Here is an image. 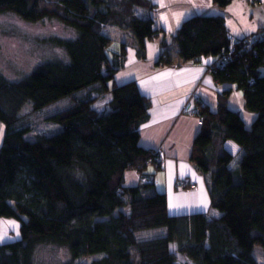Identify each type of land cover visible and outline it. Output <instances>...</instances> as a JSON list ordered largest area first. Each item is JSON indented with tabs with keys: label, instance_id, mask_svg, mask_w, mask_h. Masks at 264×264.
<instances>
[{
	"label": "trees",
	"instance_id": "trees-1",
	"mask_svg": "<svg viewBox=\"0 0 264 264\" xmlns=\"http://www.w3.org/2000/svg\"><path fill=\"white\" fill-rule=\"evenodd\" d=\"M230 1L214 0L220 6ZM136 6L153 5L150 0H0V14L14 13L27 22L57 20L70 32L54 36L60 52L22 80L0 75V221H19L21 234L0 243V264H35L40 246L64 250L63 264L91 255L96 256L91 262L78 264H259L254 249L260 245L264 253V30L237 39L230 51L224 17L198 14L174 36L184 61L215 56V78L235 83L257 118L247 127L228 107L227 93L217 112L199 101L203 126L192 160L202 172L211 212L171 215L167 194L145 173L149 163L161 168L162 162L160 151L140 145L150 100L136 81H115L122 63L110 57L113 40L104 31L115 25L130 32L143 55L146 41L161 31L152 18L138 16ZM125 51L123 43L118 56ZM170 62L165 50L158 63ZM106 94L111 100L98 111L94 104ZM67 98L71 104L48 118L59 128L30 137L31 123L19 116L22 108L29 102L39 111ZM220 138L233 140L238 149H218ZM131 168L141 174L138 185L125 182Z\"/></svg>",
	"mask_w": 264,
	"mask_h": 264
},
{
	"label": "crops",
	"instance_id": "crops-1",
	"mask_svg": "<svg viewBox=\"0 0 264 264\" xmlns=\"http://www.w3.org/2000/svg\"><path fill=\"white\" fill-rule=\"evenodd\" d=\"M150 1L152 7L136 6L135 12L140 17L152 18L155 28L161 32L146 41L143 55L130 32L115 25L104 26L105 33L113 40L110 57L116 56L122 63L115 81L118 84L136 81L141 93L150 100L148 118L140 125V145L161 151L163 155L161 168L149 163L145 173L152 174L157 189L167 194L170 214L210 213L211 200L202 172L192 160L194 141L203 125L199 123V116L186 112L185 108L189 103L194 108L199 100L217 112L221 98L227 93L228 107L241 114L247 127H251L257 113L247 108L244 93L235 83L220 82L215 78L211 70L217 61L215 56L184 61L179 56L174 36L185 20L207 14L223 16L229 35L237 39L257 37L264 30V0H231L226 6H220L214 0ZM123 43L126 51L120 57ZM114 44L119 46L112 50ZM165 50L172 62L159 64ZM105 96L108 100L102 109L96 107L99 99L94 104L98 111L105 110L111 100V94ZM217 145L218 149L232 152L238 149L231 139L220 138ZM183 180L188 181V188L176 186ZM125 182L127 185L140 184V172L135 168L128 169ZM191 184L195 187L191 188ZM6 220L14 224L10 222L14 219Z\"/></svg>",
	"mask_w": 264,
	"mask_h": 264
},
{
	"label": "rangeland",
	"instance_id": "rangeland-1",
	"mask_svg": "<svg viewBox=\"0 0 264 264\" xmlns=\"http://www.w3.org/2000/svg\"><path fill=\"white\" fill-rule=\"evenodd\" d=\"M67 35H70V32L57 20L45 19L39 22H27L14 13L0 14V75L12 82L22 80L44 58L57 55L60 52L57 50L59 47L54 45L51 39L54 36ZM116 46L119 45L113 46L112 50ZM88 92L96 95L94 88H89ZM107 100V96H100L96 107L102 109ZM71 102L72 99L67 98L39 111H36L32 104L28 102L22 108L19 116L23 121L31 123L30 137L34 138L38 133L56 131L59 126L48 120L49 116L57 110L67 107ZM194 115H197V113H194ZM199 118L202 117L199 116ZM200 119L199 123L202 125ZM2 129L0 131V141L3 134ZM6 219L3 218L0 221V243L11 242L21 237L20 222L17 220L13 222L14 219L10 221L14 224H10ZM171 249L177 254L178 261L183 262V256L177 253L176 243L171 245ZM254 255L259 264H264V253L260 245L255 246ZM66 256L64 250L60 248L40 246L35 256V264H63ZM95 257L92 255L82 257L76 261V264L89 263Z\"/></svg>",
	"mask_w": 264,
	"mask_h": 264
},
{
	"label": "built area",
	"instance_id": "built-area-1",
	"mask_svg": "<svg viewBox=\"0 0 264 264\" xmlns=\"http://www.w3.org/2000/svg\"><path fill=\"white\" fill-rule=\"evenodd\" d=\"M253 1H258V0H253ZM236 43H237V38H235L234 36H231L230 35V42H229V49H230V51H234L235 50V47H236ZM225 59H227V57L225 58ZM201 103V102H200ZM199 100H197V106H195L194 108H191V103H189L187 106H186V108H185V111L186 112H190V113H197V115L199 114V116L201 117V109H200V107H199ZM203 118H201L200 120V122L202 123V120ZM159 160L160 161H162L163 160V155H162V153H161V151H160V155H159ZM186 182H185V180H183V181H180V182H178L177 183V185L180 187V188H184L185 186H186ZM192 187H195V184H192L191 185Z\"/></svg>",
	"mask_w": 264,
	"mask_h": 264
}]
</instances>
